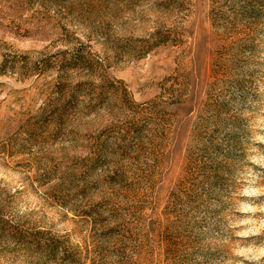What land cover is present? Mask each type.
<instances>
[{
    "label": "rangeland",
    "instance_id": "1",
    "mask_svg": "<svg viewBox=\"0 0 264 264\" xmlns=\"http://www.w3.org/2000/svg\"><path fill=\"white\" fill-rule=\"evenodd\" d=\"M0 264H264V0H0Z\"/></svg>",
    "mask_w": 264,
    "mask_h": 264
}]
</instances>
